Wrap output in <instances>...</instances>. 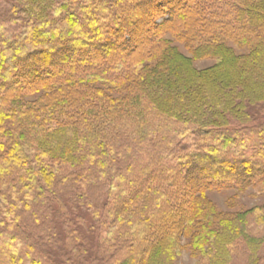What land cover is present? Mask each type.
Returning a JSON list of instances; mask_svg holds the SVG:
<instances>
[{"label": "trees", "instance_id": "obj_1", "mask_svg": "<svg viewBox=\"0 0 264 264\" xmlns=\"http://www.w3.org/2000/svg\"><path fill=\"white\" fill-rule=\"evenodd\" d=\"M249 187L264 0H0V264H177L182 238L203 264H261L264 203L207 195Z\"/></svg>", "mask_w": 264, "mask_h": 264}, {"label": "rangeland", "instance_id": "obj_2", "mask_svg": "<svg viewBox=\"0 0 264 264\" xmlns=\"http://www.w3.org/2000/svg\"><path fill=\"white\" fill-rule=\"evenodd\" d=\"M221 37V36H220ZM168 38H171L168 36ZM223 40L226 44L233 46L232 42L229 40V38L223 37ZM173 44H176L180 51H182L184 54L189 55L188 50L178 41L175 39H172ZM247 49L241 48V47H234L235 53H242L246 52ZM213 64H215V59L211 57H205L202 59H195L193 60V65L196 68L204 69L211 67ZM163 120V117H159L156 113H148L145 117V120L142 119V123H149L153 127H157V124H160L159 122ZM139 121H136L137 124ZM166 121H163L160 125H163L162 133L157 134V136H172V132L169 131V125H166ZM136 124H130L128 125L130 129H127L128 131L135 128ZM177 126V125H176ZM172 127V126H171ZM173 128V127H172ZM179 126L176 127L178 129ZM90 144V143H88ZM131 151H139V148H133ZM255 190V191H254ZM259 191L258 189H252V187L244 189L242 192L237 193L234 189L231 188H225L220 190H209L207 191L208 198L212 201V203L215 206V209L220 212H234L237 210H245L250 207L260 205L261 203H264V191L255 193ZM186 238H182V244L184 245V248L181 250V253L176 257V263L177 264H203V261L200 259L199 253L191 251L190 247L187 245ZM239 247H242V244L240 243ZM262 254V260L261 264H264V250L261 252ZM246 260L245 250L238 249L234 256L233 261L231 264H243ZM74 261H69L68 264H73ZM79 264H84L82 261L79 262ZM88 264V263H85Z\"/></svg>", "mask_w": 264, "mask_h": 264}]
</instances>
